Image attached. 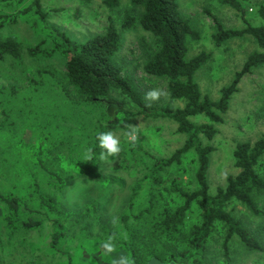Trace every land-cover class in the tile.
I'll list each match as a JSON object with an SVG mask.
<instances>
[{"label": "rangeland", "instance_id": "374dc122", "mask_svg": "<svg viewBox=\"0 0 264 264\" xmlns=\"http://www.w3.org/2000/svg\"><path fill=\"white\" fill-rule=\"evenodd\" d=\"M245 7V18L253 25L263 23L259 9L264 0H240ZM181 11L188 18L199 37L189 41L188 57L201 52L209 60L198 70L195 80L204 95L213 100L221 96L222 88L230 85L240 72L248 56L257 51L256 40L249 35L236 37L221 46L214 43L216 27L207 13H214L226 28L245 27L239 11L219 0H180ZM45 9L49 21L78 41L105 32L110 20L122 35V47L118 58L123 70L130 74L143 94L151 89L162 93L158 100L149 101L155 106L177 108L183 101L169 97L167 80L150 76L144 64L156 49V38L139 24L133 28L123 27L125 15L139 17L140 10L128 0H121L115 8L104 5L103 0H47ZM0 10L9 12L8 8ZM1 36L16 37L26 46H34L41 38L36 36L26 22H18L3 28ZM0 189L26 190L31 178L41 190L53 199L61 210L70 214L64 253L51 248L52 221L54 214L42 210V225L32 231H12L5 219L6 208L0 203V264H67L71 257L74 264H112L122 253L118 247L127 237L124 216L129 230L137 232L141 243L140 261L144 264L152 257L164 259L176 256L184 248V242L193 225L201 222V211L194 205L189 211L182 235L177 238L162 236L149 223V216L140 214L148 206L151 184L148 175L154 158L171 156L181 148L186 135L179 132L177 124L167 118H149L137 115L130 118L124 128L111 130L122 145L118 157L98 159V162L76 172L68 160L84 164L95 142V126L104 112L113 115L115 104L86 101L74 89L65 76L64 60L57 56L50 59L8 58L0 63ZM112 98L126 100L117 92ZM127 108L137 112L131 103ZM197 124L207 123L203 115L192 118ZM135 129V141L127 134ZM217 134L204 142L215 150L211 154L208 179L210 192L215 194L224 188L230 176L239 170L235 165L234 150L239 142H255L264 133V63L245 74L238 91L232 96L223 122L216 124ZM39 137L47 138L52 153L45 163L34 164L29 155L18 146L20 143H35ZM139 144L147 152L142 161H132L126 166V154ZM50 149V147H49ZM100 153L104 151L99 147ZM132 153V151L130 152ZM62 155V157H59ZM196 158L191 152L183 163L168 168L161 174L162 185L172 180L179 181L191 190L196 189ZM57 171L65 180V187L56 189L50 172ZM259 172L264 177V155ZM173 198V197H172ZM259 213L243 203L233 201L227 210L247 225L264 246V193L256 196ZM181 204L174 198L172 205ZM162 209L159 205L156 211ZM226 229L218 225L208 242L207 264H264V251H249L234 237L226 242ZM114 236L115 250L105 257L99 247L101 241ZM67 252V253H66Z\"/></svg>", "mask_w": 264, "mask_h": 264}, {"label": "trees", "instance_id": "16d2710c", "mask_svg": "<svg viewBox=\"0 0 264 264\" xmlns=\"http://www.w3.org/2000/svg\"><path fill=\"white\" fill-rule=\"evenodd\" d=\"M46 1L0 0V8L10 9L9 12L0 10V32L8 25L23 21L41 38L36 45L26 46L16 37L0 35V63L8 58L18 59L25 55L37 59L61 57L64 60L65 76L79 95L92 103L105 105V100H112L115 104L114 114L104 112L95 126V140L97 133L124 128L129 119L137 115L173 120L178 131L186 135L184 145L171 156L154 158L148 175L152 185L148 192L149 204L140 214L150 215L151 226L162 236L170 239L182 235L187 215L194 205L201 211V222L192 226L184 242V248L178 255L166 259L169 261L161 260L176 261L180 264H207L208 242L218 225L227 231L226 242L237 237L247 250L264 251L263 244L244 221L227 210L231 202L237 201L255 213L260 211L256 196L264 193V177L259 172L261 158L264 155V133L253 143L243 141L236 144L234 158L239 172L230 176L226 186L219 188L215 194L210 192L208 179L210 158L215 148L204 142V138L211 140L215 137L216 124L223 122V114L228 110L232 96L238 91L242 77L264 63V52L250 54L233 82L222 88L218 100H213L202 93L195 80L196 73L210 57L205 52L192 58L188 57L189 41L197 39L199 34L190 20L183 15L180 0H128L133 7L140 10V15L135 17L127 13L123 27L133 28L139 24L157 41L156 49L144 64V71L150 76L167 80L171 100L184 102L182 107L177 108L169 105L155 106L145 100V95L134 78L123 70L124 65L118 58L122 47V35L112 20L105 32L78 41L50 23L49 13L45 9ZM219 1L240 12L244 17L245 27L226 28L214 13L207 11L216 27L214 43L221 46L230 39L249 35L256 40L258 47L264 50V6L259 9L263 23L253 25L245 18V7L240 0ZM103 3L109 8H115L121 4V0H103ZM113 92L124 96L126 100L112 98ZM127 102L138 111L129 110ZM198 115L205 116L208 122L203 124L193 122L192 118ZM48 144L46 137H39L35 143H20L18 146L25 149L31 162L43 165L52 153ZM191 152L196 158L194 174L196 189L191 190L174 180L162 185L161 174L168 168L182 164L184 157ZM90 154L91 160L84 164L70 158L69 167L76 172H82L85 168L94 166L101 154L96 142ZM146 154L141 145L132 146L126 154L125 165L130 166L132 161L140 163ZM50 173L54 179L52 185L56 189L64 188L66 183L61 174L57 171ZM30 183L26 190L22 191L16 188L0 189V203L6 208L7 225L12 231H32L43 223L42 210L46 211V215L52 213L56 218L52 221L51 248L55 252L64 253L63 246L68 234L67 223L71 219L70 214L61 210L32 178ZM176 197L181 199V204L173 206L172 202ZM159 205L162 209L156 211ZM123 223L125 230L128 229V234L118 245L121 256L130 258L132 264H144L139 259L141 243L137 241V232L129 230L127 216H124ZM66 255L70 259L67 264H74L71 262V256Z\"/></svg>", "mask_w": 264, "mask_h": 264}, {"label": "clouds", "instance_id": "9594fccd", "mask_svg": "<svg viewBox=\"0 0 264 264\" xmlns=\"http://www.w3.org/2000/svg\"><path fill=\"white\" fill-rule=\"evenodd\" d=\"M159 91L155 89H151L145 93L146 101H156L159 99L160 95ZM127 138L130 142L135 141V129L127 134ZM96 139L98 140L99 147L104 151L100 154V159H105L106 157H118L121 150L122 145L121 141L114 136L112 132H99L96 135ZM86 159L91 160V154L89 153L86 156ZM114 236H109L107 240L101 241L99 247L103 249V254L105 257H110V254L115 250V245L113 243ZM112 264H132L130 258L126 256H120L118 259L112 261Z\"/></svg>", "mask_w": 264, "mask_h": 264}, {"label": "water", "instance_id": "95a60500", "mask_svg": "<svg viewBox=\"0 0 264 264\" xmlns=\"http://www.w3.org/2000/svg\"><path fill=\"white\" fill-rule=\"evenodd\" d=\"M146 264H180L177 263L176 261H170V262H165L157 257H152Z\"/></svg>", "mask_w": 264, "mask_h": 264}]
</instances>
